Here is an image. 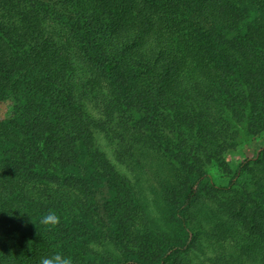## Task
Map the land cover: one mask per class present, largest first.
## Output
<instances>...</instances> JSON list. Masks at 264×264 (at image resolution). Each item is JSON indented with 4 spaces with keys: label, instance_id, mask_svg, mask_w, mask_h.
I'll use <instances>...</instances> for the list:
<instances>
[{
    "label": "trees",
    "instance_id": "1",
    "mask_svg": "<svg viewBox=\"0 0 264 264\" xmlns=\"http://www.w3.org/2000/svg\"><path fill=\"white\" fill-rule=\"evenodd\" d=\"M263 133L264 0H0V264H264Z\"/></svg>",
    "mask_w": 264,
    "mask_h": 264
},
{
    "label": "rangeland",
    "instance_id": "2",
    "mask_svg": "<svg viewBox=\"0 0 264 264\" xmlns=\"http://www.w3.org/2000/svg\"><path fill=\"white\" fill-rule=\"evenodd\" d=\"M94 134L98 146L108 156L118 173L127 178L130 183L141 192V194H144L147 197L151 203L153 215L157 218L158 225H164V222L162 221L164 215L163 205L162 202H159L158 195V191H160L158 179L154 177L150 166L145 163V160H142L141 164L124 163L117 156V142H114L112 136L97 131L94 132ZM143 139H150V137L146 135ZM240 142L241 144L237 150L226 155L227 167H230L231 169L230 175L225 174L224 169L218 164L211 167V173L213 176L220 179L224 185L229 183L232 173H236L240 165L247 158H255L257 156L258 151L264 146V133L257 136L244 134ZM243 179L244 180L240 183V186H249L251 188L249 177L246 175ZM157 203H160L161 207H158Z\"/></svg>",
    "mask_w": 264,
    "mask_h": 264
},
{
    "label": "clouds",
    "instance_id": "3",
    "mask_svg": "<svg viewBox=\"0 0 264 264\" xmlns=\"http://www.w3.org/2000/svg\"><path fill=\"white\" fill-rule=\"evenodd\" d=\"M40 223L44 225L47 230L51 231L59 226L61 217L55 212H49L41 218ZM39 264H74V261L70 256H65L61 252H54L51 255L41 257Z\"/></svg>",
    "mask_w": 264,
    "mask_h": 264
}]
</instances>
